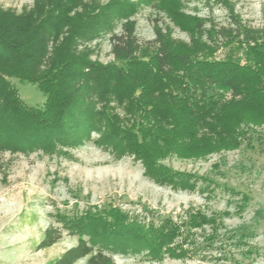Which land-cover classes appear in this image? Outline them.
Segmentation results:
<instances>
[{"label":"trees","instance_id":"obj_1","mask_svg":"<svg viewBox=\"0 0 264 264\" xmlns=\"http://www.w3.org/2000/svg\"><path fill=\"white\" fill-rule=\"evenodd\" d=\"M65 3L0 20V137L6 150L36 146L49 153L97 133L114 155L139 161L162 183L170 179L160 163L166 155L194 159L235 150L239 128L264 125V35L232 43L228 59L210 60L199 49L158 36L142 46L121 0L100 7L94 0ZM102 34L109 35L113 57L105 65L77 45ZM11 79L35 85L42 106H27ZM112 102L136 112L135 127L126 131L96 111ZM165 220L155 231L109 204L88 208L55 218L36 249L52 247L65 234L76 244L50 264H115L114 256L136 246L159 261L176 252L169 242L176 231L169 233Z\"/></svg>","mask_w":264,"mask_h":264},{"label":"rangeland","instance_id":"obj_2","mask_svg":"<svg viewBox=\"0 0 264 264\" xmlns=\"http://www.w3.org/2000/svg\"><path fill=\"white\" fill-rule=\"evenodd\" d=\"M110 1L94 0L98 7ZM121 1L142 46L158 36L224 60L232 43L264 35V0ZM65 5V0H0V20ZM119 30L118 25L114 31ZM108 39L102 34L79 41L78 50L103 65L112 63ZM9 84L27 106H42L44 96L35 85L16 79ZM96 111L126 131L138 123L127 103L98 104ZM151 126L145 122L148 136ZM98 135L49 153L36 146L11 152L0 137V264H50L76 239L64 234L52 247L37 250L45 228L60 215L106 204L155 231L166 219L169 233L176 231L169 241L174 257L165 254L158 261L136 246L114 256L115 264H264V125L239 128L235 150L194 159L166 155L160 163L170 179L162 183L139 161L114 155Z\"/></svg>","mask_w":264,"mask_h":264}]
</instances>
